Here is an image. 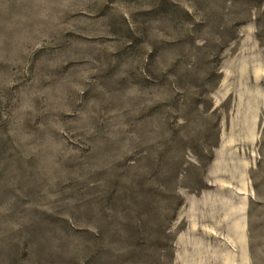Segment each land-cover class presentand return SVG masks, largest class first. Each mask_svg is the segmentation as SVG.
<instances>
[{
	"label": "rangeland",
	"instance_id": "rangeland-1",
	"mask_svg": "<svg viewBox=\"0 0 264 264\" xmlns=\"http://www.w3.org/2000/svg\"><path fill=\"white\" fill-rule=\"evenodd\" d=\"M0 264H264V0H0Z\"/></svg>",
	"mask_w": 264,
	"mask_h": 264
}]
</instances>
